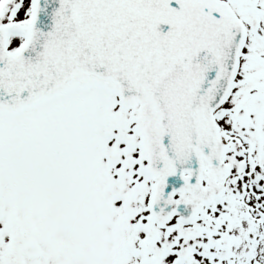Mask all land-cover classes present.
Instances as JSON below:
<instances>
[{
	"label": "snow or ice",
	"instance_id": "snow-or-ice-1",
	"mask_svg": "<svg viewBox=\"0 0 264 264\" xmlns=\"http://www.w3.org/2000/svg\"><path fill=\"white\" fill-rule=\"evenodd\" d=\"M0 264H264V0H0Z\"/></svg>",
	"mask_w": 264,
	"mask_h": 264
}]
</instances>
